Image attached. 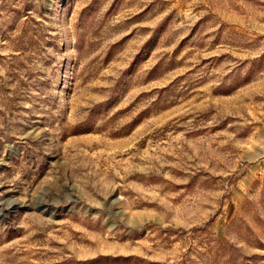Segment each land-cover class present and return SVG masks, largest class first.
Listing matches in <instances>:
<instances>
[{"label":"rangeland","instance_id":"obj_1","mask_svg":"<svg viewBox=\"0 0 264 264\" xmlns=\"http://www.w3.org/2000/svg\"><path fill=\"white\" fill-rule=\"evenodd\" d=\"M0 264H264V0H0Z\"/></svg>","mask_w":264,"mask_h":264}]
</instances>
